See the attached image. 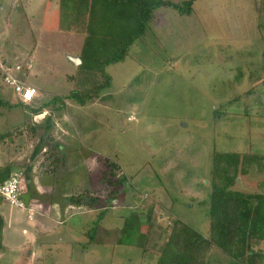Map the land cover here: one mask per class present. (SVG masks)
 Here are the masks:
<instances>
[{"label": "rangeland", "instance_id": "rangeland-1", "mask_svg": "<svg viewBox=\"0 0 264 264\" xmlns=\"http://www.w3.org/2000/svg\"><path fill=\"white\" fill-rule=\"evenodd\" d=\"M11 2L0 0V60L14 70L27 67V73L24 68L13 75L38 90L31 108L45 113L37 130L59 140L64 164L51 182L48 202L35 186L47 181L42 176L27 178L34 182L26 180L24 208L2 205L6 226L0 264H146L166 244L168 250L175 247L173 239L179 240V256L190 259L186 264L202 256V264H234L216 248L205 254L201 238L209 236L214 162L227 153L264 156V0H195L189 15L157 11L150 31L129 48L124 61L104 70L110 86L84 107L64 103L60 111L47 104L54 96L92 94L98 84L94 76L85 82L68 61V55L79 54L80 38L59 27L56 2L26 0L24 13L7 16ZM0 100L16 103L1 79ZM2 114L0 133L25 121L18 108ZM36 157H44L43 149ZM106 158L121 168L117 179L123 176L124 182L108 190L118 191L125 206L109 210L101 225L117 228L132 211L144 218L155 209L149 259L135 246L111 245L114 235L103 230L96 234L99 244L83 248L87 240L80 231L91 226L95 211L67 210L63 219L65 205L55 211L60 198L66 202L61 192L82 199L102 196ZM237 165L236 188L264 195V157L246 168ZM38 221L43 233L34 236ZM175 225L177 235L169 237ZM193 237L197 246L188 242Z\"/></svg>", "mask_w": 264, "mask_h": 264}, {"label": "trees", "instance_id": "trees-1", "mask_svg": "<svg viewBox=\"0 0 264 264\" xmlns=\"http://www.w3.org/2000/svg\"><path fill=\"white\" fill-rule=\"evenodd\" d=\"M50 1H55L58 5L59 27L62 26L63 28L64 25L65 31L70 35H74L72 36L73 38L76 36L80 38L77 57L81 60V64L76 66L78 72L84 74L85 82H90L91 76H94L98 82L92 94L89 92L71 91L63 97L54 96L47 104L49 106H60L56 111L62 110V107L68 103L84 107L87 104V99L98 97L102 89L108 88L110 86V77L104 73V70L112 64L124 61L129 48L150 31V26L156 19L157 11L170 9L180 15H189L195 2V0H183L181 2H174L173 0ZM11 4L7 10V16L16 12L18 14L21 13L25 9L24 6L28 5L26 0L25 2L24 0H12ZM16 66L18 69L14 70L13 65L0 60L2 88L3 86L10 88L6 83L8 76L24 84L13 73L17 71L19 73L24 68H26L25 73H27L28 69L23 65ZM75 78L76 76L74 75L69 79L75 80ZM14 96L16 99L14 105L0 100V117L3 115L4 110L13 113L15 108H18L25 121H17L18 124L15 126L7 125L5 130L0 133V149H3L4 157L8 158L0 166V185L15 173L24 176L25 180L33 176L35 173H31L33 164L30 162H33L39 149L44 150L46 161V163L43 161L41 164L42 167L43 165L45 167L42 169V173L56 174L58 171L57 166L61 162V159L58 158L59 140L55 138L54 134H49L45 129L38 131L39 125L36 126L34 123L28 122L27 113L37 116L42 114L43 109H33L29 104H23L15 93ZM26 111L27 113H25ZM51 112H55V109H52ZM45 121L49 122L48 119ZM6 127L8 128L6 129ZM13 133H15L14 136ZM16 138L18 139L13 143ZM6 149L7 153L5 155ZM12 152H16L19 155L25 154L29 162L21 165L11 161L10 155ZM217 156L219 155L215 157ZM263 157L253 153L243 155L227 153L224 154L221 162H214L211 171L213 190L210 196L209 236L208 238H201L204 243L205 254L208 249L216 248L226 258L232 260L234 264H264V249H261L262 244H264V195L238 190L235 181L237 164L242 163V165H246L243 166L246 168L251 162L260 161ZM219 163H222V168L218 165ZM103 165L105 188L102 190L101 197L92 195L82 199L81 196L74 195L68 198L70 205L85 209V211H95L91 226L86 224L83 231H80V236L87 240V242L85 241L86 243L81 242V246L83 245V248H87V245L99 244V241L96 240V234L99 230H103L107 236L114 235V239L112 238L110 242L111 245L135 246L145 255L144 259H149L148 244L154 236L155 209L152 208L147 217L144 218L139 216L140 214H137L136 211H132L128 216L122 217V224L117 228L106 229L101 225L109 210L125 206V203L118 199V191H114L111 194L110 190H108L109 186L117 187L124 182L123 176L122 179H117L121 168L109 158L103 161ZM20 199L22 202V195ZM113 201L116 203L115 205ZM3 204L9 206L4 197L0 196V206ZM126 207L129 206L127 205ZM5 226V220L0 212V251L4 250L3 232ZM177 226H172L169 237L177 235L175 233ZM143 227L145 228L144 232H142ZM194 237L188 242L197 246L198 240H195ZM132 239L133 242L130 243ZM173 241H175V247L168 250L169 244H166L167 246H165L163 252L151 256V259L146 264H186L187 259H190L187 256H184V258L179 256V240L173 239ZM173 241L170 239V243L173 244ZM169 254L170 257L167 259ZM29 257L30 255L26 256L25 259H29ZM203 260L204 256L201 258L197 257L194 258L193 263L202 264Z\"/></svg>", "mask_w": 264, "mask_h": 264}, {"label": "crops", "instance_id": "crops-1", "mask_svg": "<svg viewBox=\"0 0 264 264\" xmlns=\"http://www.w3.org/2000/svg\"><path fill=\"white\" fill-rule=\"evenodd\" d=\"M52 2H55V1H52ZM29 6V5H28ZM57 7H58V5H57ZM59 10V9H58ZM25 15V14H24ZM65 55H68V54H66L65 53ZM68 56H71V57H73V54H70V55H68ZM74 57H77V55L76 56H74ZM78 58V57H77ZM16 69H18V68H16ZM30 88H32V87H30ZM33 89V88H32ZM35 90V93H36V96H38V90L37 89H34ZM49 102V101H48ZM31 104H32V102L29 104V106L31 107ZM43 114L45 113V112H42ZM43 114H39V115H37V116H32V115H30L29 113H27V115H28V119H30V118H32V120H30V122H32V123H34L36 126L38 125V124H40V123H42V121L44 120V117H43ZM29 122V121H28ZM61 151L63 150V149H60ZM44 151V150H43ZM1 157H2V164L0 165V166H2L4 163H5V161H7V159H6V157H4V153H2V155H1ZM10 157H11V161H15V163H19V164H26V163H28L29 161H28V159L26 158V155L25 154H23V155H19L18 153H16V152H13V153H11V155H10ZM36 158L37 157H35L34 159H33V162H30V163H32L33 164V166H32V172L31 173H35V174H33V176H31V178L35 181V179H37L38 177H42V176H44L46 179H47V181L46 182H43L42 184H37V185H35V183H34V185L35 186H37V187H40V189L41 190H43V192H44V194L46 195V197H45V201L46 202H48L49 201V190H50V188H52V183L51 182H53V180H54V178L56 177V174H49L48 172H45V173H42L43 172V170L42 169H44L45 167H44V165H43V167L41 166V164H42V162L44 161L45 163H46V161H45V157L43 158V157H40L38 160H36ZM58 158H60L61 159V162L58 164V166H57V168L58 167H60V166H62L63 164H64V162H63V159L60 157V154H58ZM4 160V161H3ZM84 175V174H83ZM28 181H29V183L31 182H34V181H31V180H29V179H27ZM48 181H50V182H48ZM59 186V181H58V179H56V181H55V190H56V186ZM88 192H89V190H87ZM91 191V190H90ZM67 194L68 193H66V192H61V196H64V199L66 200V202L65 203H62V198H60V202H61V207H57L56 206V208H55V211L58 213V212H61L62 210H63V208H64V213L63 212H61V214H62V219H63V217L66 215V211L67 210H69V212L70 211H72V210H74V211H76V212H78L77 210V207H75V206H73V205H70L69 203H68V198H70V196H67ZM72 196H74V194L72 195ZM32 201H34L35 202V200H32ZM31 201V202H32ZM63 205H65L64 207H62ZM0 207H2V206H0ZM72 208H74V209H72ZM2 210V209H1ZM1 210H0V212H1ZM80 212H84V210L82 209ZM86 212V211H85ZM88 212H91V211H88ZM1 214H2V212H1ZM4 218V217H3ZM42 227H43V224L41 223V222H36L35 224H34V230H33V234H34V236L35 235H37V234H39V233H43L42 232ZM36 229V230H35ZM4 234V233H3Z\"/></svg>", "mask_w": 264, "mask_h": 264}, {"label": "built area", "instance_id": "built-area-1", "mask_svg": "<svg viewBox=\"0 0 264 264\" xmlns=\"http://www.w3.org/2000/svg\"><path fill=\"white\" fill-rule=\"evenodd\" d=\"M6 83L22 103L26 104L31 102L35 96V91L33 89L25 86L12 77L8 76ZM25 185L24 176L15 173L0 185V196L4 197L10 207L23 208L20 196L22 195Z\"/></svg>", "mask_w": 264, "mask_h": 264}, {"label": "water", "instance_id": "water-1", "mask_svg": "<svg viewBox=\"0 0 264 264\" xmlns=\"http://www.w3.org/2000/svg\"><path fill=\"white\" fill-rule=\"evenodd\" d=\"M68 61L69 63H71L73 66H78L81 64V60L77 57H71V56H68Z\"/></svg>", "mask_w": 264, "mask_h": 264}, {"label": "clouds", "instance_id": "clouds-1", "mask_svg": "<svg viewBox=\"0 0 264 264\" xmlns=\"http://www.w3.org/2000/svg\"><path fill=\"white\" fill-rule=\"evenodd\" d=\"M27 87H29V86H27ZM30 88V87H29ZM32 89V88H31ZM34 90V89H33ZM35 91V90H34ZM35 96H36V93H35ZM34 96V97H35ZM34 99V98H33ZM33 99H32V101H33ZM31 101V102H32ZM31 102H29V103H26V104H30ZM23 104H25V103H23ZM43 114V113H42ZM25 184H26V180H25ZM25 187H26V185H25ZM15 208V207H14ZM72 209H74V208H72ZM77 209H79V208H77ZM84 210V209H83ZM85 211V210H84ZM29 212H31V209H30V211ZM86 212H88V210H86ZM32 213V212H31Z\"/></svg>", "mask_w": 264, "mask_h": 264}]
</instances>
